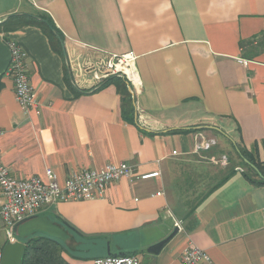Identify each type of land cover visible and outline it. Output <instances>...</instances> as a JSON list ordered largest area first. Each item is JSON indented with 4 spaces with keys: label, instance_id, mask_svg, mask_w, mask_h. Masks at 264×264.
Wrapping results in <instances>:
<instances>
[{
    "label": "crops",
    "instance_id": "crops-1",
    "mask_svg": "<svg viewBox=\"0 0 264 264\" xmlns=\"http://www.w3.org/2000/svg\"><path fill=\"white\" fill-rule=\"evenodd\" d=\"M41 13L62 35L61 52L36 25L0 29L3 164L14 176L43 180L46 168L63 180L77 169L119 162L133 164L134 174L108 184L101 198L45 208L24 221L36 220L22 233L24 222L17 226V241L48 234L64 245L68 264L107 255L179 264L189 243L209 256L200 264H264V184L235 170L190 216L184 206L202 183L212 180L201 194L225 174L201 164L214 145L198 149V134L251 152L256 146L264 161V0H0V23ZM9 40L27 53L37 103L27 112L4 73ZM128 52L135 54L139 85L119 75V86L95 88L88 72L75 82L71 66L86 56ZM124 86L131 111L123 106ZM235 167L244 171L240 162ZM155 171L158 176L140 178ZM168 210L179 215L173 213L181 230ZM51 218L52 228L45 227ZM173 232L158 252L150 249ZM0 234L1 253L6 237Z\"/></svg>",
    "mask_w": 264,
    "mask_h": 264
},
{
    "label": "built area",
    "instance_id": "built-area-1",
    "mask_svg": "<svg viewBox=\"0 0 264 264\" xmlns=\"http://www.w3.org/2000/svg\"><path fill=\"white\" fill-rule=\"evenodd\" d=\"M7 44L9 62L4 73L12 79L16 101L27 112L37 107L26 65L27 53L16 41L9 40ZM98 57L89 55L84 58L82 64L71 66L76 83L80 82V74L88 72L97 84L112 75H120L130 83L139 85L133 52L122 55L103 54ZM198 138V149H208L216 143L213 139H206L202 134H198ZM173 154L176 152L173 151ZM218 162L222 166L227 165L224 156ZM235 170L243 172L241 167H235ZM44 174V180L37 176L29 178L14 176L3 164L0 154V231H4L6 242L17 241L14 228L18 223L34 217L52 204L103 197L108 184L122 178L130 179L133 176L134 165L119 162L106 163L97 169L81 168L73 171L63 180H59L51 168H46ZM158 175L159 172L155 171L142 174L140 178L146 179ZM168 215L172 218L174 228L181 230V220L175 218L170 210ZM202 261L209 262L207 253L189 243L182 251L179 264H200ZM93 264H140V262L134 255H107L95 258Z\"/></svg>",
    "mask_w": 264,
    "mask_h": 264
},
{
    "label": "trees",
    "instance_id": "trees-1",
    "mask_svg": "<svg viewBox=\"0 0 264 264\" xmlns=\"http://www.w3.org/2000/svg\"><path fill=\"white\" fill-rule=\"evenodd\" d=\"M24 25L38 26L47 36L52 49L56 52H61L63 37L46 14L41 13L37 16L14 14L9 16L6 21L0 23V29L7 32ZM253 51L256 52V49ZM253 51L244 54V56L251 57V54L254 53ZM120 81L122 80L119 75H112L102 80L95 88H100L110 82L117 83L119 86L118 82ZM92 89L94 88H91L90 90ZM120 89H122L121 93L124 109L131 111L133 109L131 106V94L127 91L126 86ZM233 149L240 160V164L244 167L243 176L253 184L263 185L264 161H261L258 158L256 146H254L253 152L248 151L237 144H233ZM234 168L235 166L228 169L224 176L219 179L216 184L208 188L203 194L195 195L194 192L190 197L187 196L184 203V206L187 207L185 217L190 216L203 199H205L215 188L229 179L235 172ZM172 211L174 215L179 218V215H177L174 210ZM34 233L27 236L22 242L24 244V255L21 264H68L62 255L66 252V248L61 242L52 238V236L48 234Z\"/></svg>",
    "mask_w": 264,
    "mask_h": 264
},
{
    "label": "rangeland",
    "instance_id": "rangeland-1",
    "mask_svg": "<svg viewBox=\"0 0 264 264\" xmlns=\"http://www.w3.org/2000/svg\"><path fill=\"white\" fill-rule=\"evenodd\" d=\"M99 58V57H97ZM214 137L218 138V135L217 134H214ZM211 159H203L201 162V164H203L206 169L211 172L210 174H215L216 176L219 175V172L221 171H228V169H230L231 167H234L236 165L239 164L240 160L239 158L237 157L233 147L229 146L227 140L225 138H222L220 139V141H216L215 145H214V149L209 153V156H211ZM225 157L226 158V161H227V165L225 166H222L218 160L222 157ZM186 165L188 166H194V162L192 161H187L185 163ZM212 183V180H209V181H206L204 183L201 184V187L205 185V187L201 188V189H197L195 191V193H198V194H201L209 185H211ZM32 221H36L35 219H31V220H28L24 223H22V225H20V233H22V230L23 228L27 225V224H30V222ZM38 223V221L36 222V224ZM40 224V222H39ZM43 225L45 227H50L52 228V218L50 221L47 220L46 221H43ZM49 233V232H47ZM1 235V234H0Z\"/></svg>",
    "mask_w": 264,
    "mask_h": 264
},
{
    "label": "water",
    "instance_id": "water-1",
    "mask_svg": "<svg viewBox=\"0 0 264 264\" xmlns=\"http://www.w3.org/2000/svg\"><path fill=\"white\" fill-rule=\"evenodd\" d=\"M7 19V17L5 18ZM4 19V20H5ZM23 220L22 222H24ZM22 222L18 223L14 228V233H17V226ZM175 234V232L171 233L165 239L159 241L150 249L154 252H158L162 246L169 241V239ZM24 255V244L20 241L10 242L7 241L0 253V264H21L22 258Z\"/></svg>",
    "mask_w": 264,
    "mask_h": 264
}]
</instances>
